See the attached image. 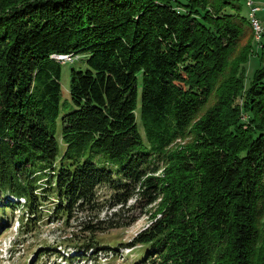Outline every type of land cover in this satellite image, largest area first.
<instances>
[{
  "label": "trees",
  "instance_id": "trees-1",
  "mask_svg": "<svg viewBox=\"0 0 264 264\" xmlns=\"http://www.w3.org/2000/svg\"><path fill=\"white\" fill-rule=\"evenodd\" d=\"M247 25L234 0H0V196L24 199L20 231L45 198L56 220L98 212L107 187L115 211L84 232L158 199L133 239L153 264H264V39L239 49ZM52 56L85 62L68 101Z\"/></svg>",
  "mask_w": 264,
  "mask_h": 264
},
{
  "label": "rangeland",
  "instance_id": "rangeland-1",
  "mask_svg": "<svg viewBox=\"0 0 264 264\" xmlns=\"http://www.w3.org/2000/svg\"><path fill=\"white\" fill-rule=\"evenodd\" d=\"M245 2V0H234V3L240 6V14L250 19ZM254 2L260 7L256 17L260 25L264 27V0H254ZM261 10L262 12L259 13ZM254 38L255 36L252 39L251 29L247 25L240 42H238L239 49L246 46V43L252 45L254 42L255 45L256 40L254 41ZM249 56L250 59L247 57L248 62L242 66L245 72L243 83L246 86L255 70L261 67L257 54L252 53ZM52 58L61 60L64 64L60 84L62 101H68L70 70L72 68L83 70L85 62L79 60L82 56L73 59L68 56H52ZM243 96L244 93L237 98L235 97V107H242ZM246 118L242 113L241 120L245 121ZM138 127L143 136L139 122ZM185 134L187 138L176 140L171 147L167 148V154L178 147L179 149L184 147L190 141V132L186 130ZM99 156L101 155H96L95 161ZM99 165L101 166V164ZM107 168L111 171L114 179L118 180L117 169ZM158 175H160V171L152 176L157 177ZM111 193L107 187L99 188L98 196L100 201L104 203L97 208L99 211L90 214L77 210L72 213L68 221L65 217L58 220L53 219L52 211L56 202L53 198L50 200L45 198L39 206L42 220L28 231L27 228L20 231L17 223V218L25 212L23 209L24 199H16L10 195L0 196V264H153L154 254L151 253L147 256L150 251L149 245L134 246L133 239L137 233L151 224V215L158 205V199L155 203L146 206L145 200L141 199L135 202V198H131L122 207L123 214L120 221L125 223V227L107 229L106 224H102L100 227L104 230L96 229L97 231L93 233L83 231L84 225H96L98 221H105L115 211V209L111 210L107 202ZM14 203L15 205H12Z\"/></svg>",
  "mask_w": 264,
  "mask_h": 264
},
{
  "label": "built area",
  "instance_id": "built-area-1",
  "mask_svg": "<svg viewBox=\"0 0 264 264\" xmlns=\"http://www.w3.org/2000/svg\"><path fill=\"white\" fill-rule=\"evenodd\" d=\"M246 2V6L248 8L249 11V16L250 17H254V19H256L257 22V26H259L260 28V41H262L264 39V27L260 25L259 20L257 19V12L260 10V7L258 5H256V3L254 2V0H245Z\"/></svg>",
  "mask_w": 264,
  "mask_h": 264
},
{
  "label": "bare ground",
  "instance_id": "bare-ground-1",
  "mask_svg": "<svg viewBox=\"0 0 264 264\" xmlns=\"http://www.w3.org/2000/svg\"><path fill=\"white\" fill-rule=\"evenodd\" d=\"M249 20H250V24H251L253 32H254L256 43L260 44V29H259L260 27L257 26V22H256V19H254V17H250Z\"/></svg>",
  "mask_w": 264,
  "mask_h": 264
},
{
  "label": "crops",
  "instance_id": "crops-1",
  "mask_svg": "<svg viewBox=\"0 0 264 264\" xmlns=\"http://www.w3.org/2000/svg\"><path fill=\"white\" fill-rule=\"evenodd\" d=\"M262 8V7H261ZM262 12V10L259 12V13H261Z\"/></svg>",
  "mask_w": 264,
  "mask_h": 264
}]
</instances>
